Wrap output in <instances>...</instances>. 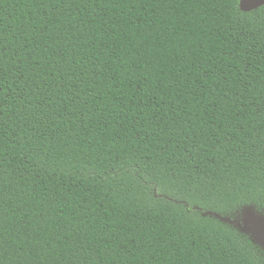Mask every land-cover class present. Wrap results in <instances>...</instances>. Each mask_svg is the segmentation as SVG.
<instances>
[{"label": "trees", "instance_id": "1", "mask_svg": "<svg viewBox=\"0 0 264 264\" xmlns=\"http://www.w3.org/2000/svg\"><path fill=\"white\" fill-rule=\"evenodd\" d=\"M0 0V264H264V5Z\"/></svg>", "mask_w": 264, "mask_h": 264}, {"label": "water", "instance_id": "2", "mask_svg": "<svg viewBox=\"0 0 264 264\" xmlns=\"http://www.w3.org/2000/svg\"><path fill=\"white\" fill-rule=\"evenodd\" d=\"M264 5V0H240L239 9L244 12L251 11ZM204 215H214L223 222L234 225L239 231L247 233L251 239L264 251V214L252 206H244L240 216L234 219L220 216L214 212H205Z\"/></svg>", "mask_w": 264, "mask_h": 264}]
</instances>
